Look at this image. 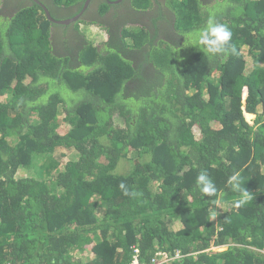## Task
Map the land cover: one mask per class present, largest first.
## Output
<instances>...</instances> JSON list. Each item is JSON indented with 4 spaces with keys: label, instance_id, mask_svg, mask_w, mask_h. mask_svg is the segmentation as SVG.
<instances>
[{
    "label": "trees",
    "instance_id": "16d2710c",
    "mask_svg": "<svg viewBox=\"0 0 264 264\" xmlns=\"http://www.w3.org/2000/svg\"><path fill=\"white\" fill-rule=\"evenodd\" d=\"M130 1L0 0V264H264V0ZM210 18L235 52L185 61Z\"/></svg>",
    "mask_w": 264,
    "mask_h": 264
},
{
    "label": "flooded vegetation",
    "instance_id": "af4514ba",
    "mask_svg": "<svg viewBox=\"0 0 264 264\" xmlns=\"http://www.w3.org/2000/svg\"><path fill=\"white\" fill-rule=\"evenodd\" d=\"M38 1H40V0H38ZM102 1L103 0H94V1L90 0V2L87 5V2H88V0H87L84 3L83 6L79 5V6H76V7L73 6V7H70V8H60V7H57V6H53L51 4V3H53L52 0H48L47 4H44L43 0L40 1V2L43 3L44 6L47 5V8L52 6V10L55 13H61V14H70L72 11H77L81 7L82 9H81L80 13L78 15H76L75 17L79 16V18L84 17V18L87 19L86 16L92 15L97 10L98 3L102 2ZM104 1L110 3V5H111V7L109 8V10L106 13L105 17H106V20H109L111 22V23L110 22L109 23L113 26V28L117 29L122 24L124 25V23H126L129 26L130 25H142V26H146L147 29H149V26H150L149 23H150V20H151V11H153V9L150 12H145V13L139 14L137 16V20L138 21L135 22V21H133L134 20L133 13H135V12H133L132 14L130 13V11H135V10H132L131 1H130V3L128 2V0H115V1L104 0ZM153 2H154V9L159 11V4L161 2H163V0H153ZM112 5L113 6L115 5V7H113ZM139 13H141V12H139ZM94 14L96 16L98 15V13H94ZM111 16H114L116 18L111 19ZM161 16H162V18L158 19L156 24H152V31H150L151 35L153 36L154 31L155 32L157 31L163 36H167V37L171 36V38L174 39V37H176V36L172 33V31L170 29V23L172 22V17H171V19H170V17H168L165 20L164 13L163 14L160 13V14L154 15V17H156V18H160ZM75 17H73V18H75ZM110 19L111 20H115V21H111Z\"/></svg>",
    "mask_w": 264,
    "mask_h": 264
},
{
    "label": "clouds",
    "instance_id": "9594fccd",
    "mask_svg": "<svg viewBox=\"0 0 264 264\" xmlns=\"http://www.w3.org/2000/svg\"><path fill=\"white\" fill-rule=\"evenodd\" d=\"M130 26L132 27L133 25H130ZM197 40L200 45H203V51H206L213 55L222 54V53H226L229 51L233 53L235 52V47L231 44L232 31L229 28V26L227 24L216 22L214 19H211V18L207 26L199 31L197 35ZM230 182H235L233 184L234 190H240V182H239L238 176L236 175L232 176L230 178ZM197 184L202 185V191L206 194H212V193H215L216 191L214 182L205 172L200 173V175L197 178ZM248 195H249L248 192L244 191L245 198H247ZM242 202L243 201H241V203ZM135 254H136V250H135ZM162 254H166V253H162ZM168 257L169 258L167 261L175 259L177 255L174 258H172L169 255ZM180 257L182 258V256ZM155 259H157V261H160L161 264L167 262V261L161 260L160 256H157V255Z\"/></svg>",
    "mask_w": 264,
    "mask_h": 264
},
{
    "label": "rangeland",
    "instance_id": "374dc122",
    "mask_svg": "<svg viewBox=\"0 0 264 264\" xmlns=\"http://www.w3.org/2000/svg\"><path fill=\"white\" fill-rule=\"evenodd\" d=\"M133 29V28H132ZM136 29H138V28H136ZM134 30V29H133ZM198 33L199 32H195L194 34H193V36L191 35V36H189V38H190V43L192 44V42L194 43L193 45H191V46H189V47H187L186 49H184V51H183V53H182V55H180V56H182V59H184L185 61H187L188 59H191L190 57H191V53H192V47L195 45V47L194 48H197V46H198V40H197V35H198ZM87 39L88 38H90V39H92V40H88L89 42H91V43H93L94 42V40H97L98 42H101V39H102V36L100 35V36H96L94 39L91 37V36H89V34L88 35H84ZM95 43V42H94ZM131 43V42H130ZM153 82H155V83H159V81H153ZM149 85V83H147L145 86H148ZM145 90H147V89H143V88H141V89H139L137 92L136 91H132L133 93H134V98H135V96H137V97H140V98H145V95H144V92H145ZM73 152H67V154H68V157L69 158H71L72 159V157H73V155L74 154H72ZM30 175L31 176H35V171L34 170H31L30 171Z\"/></svg>",
    "mask_w": 264,
    "mask_h": 264
},
{
    "label": "water",
    "instance_id": "95a60500",
    "mask_svg": "<svg viewBox=\"0 0 264 264\" xmlns=\"http://www.w3.org/2000/svg\"><path fill=\"white\" fill-rule=\"evenodd\" d=\"M35 1L36 3H39L41 6H43V8L45 9V12H46V15L48 17V19L54 23V24H58V25H69L73 22H75L76 20L79 19V16L75 17V18H72V19H67V20H56L52 17L51 13L49 12L48 8L46 6H44L40 1L38 0H33ZM90 2V0H88L87 2V5L88 3Z\"/></svg>",
    "mask_w": 264,
    "mask_h": 264
},
{
    "label": "built area",
    "instance_id": "2783aa9c",
    "mask_svg": "<svg viewBox=\"0 0 264 264\" xmlns=\"http://www.w3.org/2000/svg\"><path fill=\"white\" fill-rule=\"evenodd\" d=\"M137 252H138V250H136V254H137ZM157 256H160V259L164 260V261H167L169 258L167 254H162V253L157 254ZM177 257H179V254H177ZM131 264H139L137 256H135V258ZM154 264H161V263H160V261H157V259H155Z\"/></svg>",
    "mask_w": 264,
    "mask_h": 264
}]
</instances>
